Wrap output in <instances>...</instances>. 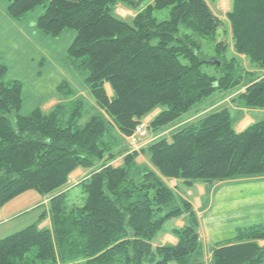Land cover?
<instances>
[{"label": "trees", "instance_id": "obj_1", "mask_svg": "<svg viewBox=\"0 0 264 264\" xmlns=\"http://www.w3.org/2000/svg\"><path fill=\"white\" fill-rule=\"evenodd\" d=\"M120 4L136 11L130 21L116 15ZM39 6L44 34L76 31L68 54L88 69L95 105L75 100L22 116V84H6L0 64V206L31 190L54 195L35 224L0 240V264H205L192 205L164 179L192 187L264 176V120L237 132L222 108L141 150L128 138L156 110L148 130L157 137L241 86L243 106L264 109V77L241 66L244 57L264 70V0H232L230 44L219 40L222 22L206 0H9L7 12L19 20ZM79 168L90 175L60 193ZM183 216L171 230L177 244L154 246ZM263 240L264 224L240 228L212 250L211 264H262Z\"/></svg>", "mask_w": 264, "mask_h": 264}, {"label": "rangeland", "instance_id": "obj_2", "mask_svg": "<svg viewBox=\"0 0 264 264\" xmlns=\"http://www.w3.org/2000/svg\"><path fill=\"white\" fill-rule=\"evenodd\" d=\"M8 3V0H0V64L8 69L4 79L6 84L13 82L22 84L23 106L20 114L29 116L36 108L48 111L56 101L73 103L75 100H81L86 103L88 109H93L95 103L87 81L89 71L80 60L72 59L68 54V50L75 40L76 31L65 29L59 36L44 34L37 26L38 19L44 13L42 6L27 13L20 22L15 20V23L12 24L17 26L13 27L8 18L9 22L6 21L5 11L3 12V8ZM206 4L222 22V30H219L218 35L219 40L230 44L231 29L227 14L232 9V0H215L213 2L206 0ZM115 13L126 21H130L136 15V11L122 4L116 7ZM156 16L159 20H165L168 12L164 11ZM241 66L246 71L254 70L244 59ZM251 79L252 76L249 75L248 79L243 78L242 81L248 83ZM106 88L111 96L110 88L108 86ZM223 97L224 95L218 93L208 97L172 125H177L197 113L208 105L209 101L215 98L221 101ZM220 108H216L208 114ZM204 116L206 115H202L201 118ZM10 118L13 119V116ZM151 135L152 132L147 130L146 134L139 139L137 148L149 140ZM213 185L214 183L209 184L210 188L208 187L209 190L213 189L212 194L208 196L209 201L206 207L208 206L210 212L205 215V223L219 224L226 231H231L233 230L231 228L237 226L245 228V226L258 224L251 215L250 209H245V202L237 201V199L245 197V194L257 192L260 185L253 188H245V184L230 182L221 186L213 187ZM45 197V195L31 190L14 198L4 206H0L6 211L4 215L0 214V240L35 224L48 207L49 201L43 202ZM168 225L171 224L167 223L165 228Z\"/></svg>", "mask_w": 264, "mask_h": 264}, {"label": "crops", "instance_id": "obj_3", "mask_svg": "<svg viewBox=\"0 0 264 264\" xmlns=\"http://www.w3.org/2000/svg\"><path fill=\"white\" fill-rule=\"evenodd\" d=\"M7 8H8V5L5 6V8H3V12L5 11L6 17L4 16V14L3 16L5 17L7 22H9L8 20H10L11 25L15 27L17 25L12 24L13 22L15 23V20L8 17L9 15L7 12ZM23 18L19 19L18 22H20ZM241 58L244 59V57H241ZM249 72L257 73L256 75L258 76L260 75L264 77V70L258 71L254 69L253 71L250 70ZM235 90L232 92H229L228 94L218 93L219 95L221 94L222 96L224 95L221 101H219L218 98H215L212 101H209L208 105H206L203 109H200L197 113L187 117L179 124L177 125L171 124L170 126L166 127L161 133V135L156 137L155 134L152 133L151 137H149L150 139L145 141L144 144L141 145L138 150L146 148L151 142L155 141L157 138L169 137L176 130H179L180 128L184 126L199 120L202 117V115H208V112L216 108H220V107H221L220 109L228 108L230 111L231 110L233 111V112L231 111V114L233 113V116H232V119L234 122L233 124L237 132H242L246 128H248L250 125L254 124L255 122L264 120V109H247L243 106L242 101L238 100L237 98L238 95L240 93H244L245 87L241 86L238 88V90L237 89ZM111 95H112V92H111ZM59 103L60 101H56L55 105L53 104V107L52 106L49 107L48 111L52 110ZM44 111H47V110H44ZM160 112H161L160 110H156L152 114L145 117L144 121L151 123L152 120ZM137 162L143 166H150L148 158L143 155H140L138 157ZM121 163H122V159H118L117 161L114 162V165L119 166L121 165ZM90 173L91 171L87 169H82V168L77 169L70 176L69 183L59 192L62 193V192L68 191L71 188L75 187L82 180L86 179L90 175ZM164 181L170 188H172L178 194V196L181 199L189 202L192 205L193 211L195 212L199 220V224H200L199 235H200V239L203 244L204 251H205L204 252L205 253L204 262L205 264H211L212 250L220 243L233 239L237 234L236 230L242 227L237 226L235 228H231L233 229L231 231H226L225 229H222L220 227L221 225L219 224L213 223L210 225L209 222L205 223V215L210 212L208 206L206 207L209 201L208 196L212 194V189H213V188L211 190L208 189V187L210 188L209 183L199 182V183L194 184L192 187H186L181 181L170 180V179H164ZM228 182L245 184V188H249V187L253 188V187H256L257 185H260V187L257 188V192L245 194V197H241L240 199H237V201L245 202V209L246 208L250 209L251 215L254 217V219H256L255 220L257 221L256 223H258L256 225L264 224V176L218 182V183H214L213 187L221 186L222 184H226ZM53 196L54 195H47L43 202L50 201V199ZM4 212H6L5 209L3 207H0V214L4 215ZM185 220H186V216H183L179 219L170 221L169 224L171 225H168L166 228H164L163 232L156 238L153 245L154 246L176 245L178 241L172 235L171 230L173 228L183 227L185 225ZM49 226H50L49 218H46L40 225L41 228H44V227L46 228ZM245 227H250V226H245ZM257 244L260 247H263L264 240L257 242Z\"/></svg>", "mask_w": 264, "mask_h": 264}, {"label": "built area", "instance_id": "obj_4", "mask_svg": "<svg viewBox=\"0 0 264 264\" xmlns=\"http://www.w3.org/2000/svg\"><path fill=\"white\" fill-rule=\"evenodd\" d=\"M149 123L146 121H141L139 125L136 127L134 134L128 138V141L130 142L133 149L137 150L140 148H137V145L139 144V139L142 138L146 131L148 130ZM149 131V130H148Z\"/></svg>", "mask_w": 264, "mask_h": 264}, {"label": "water", "instance_id": "obj_5", "mask_svg": "<svg viewBox=\"0 0 264 264\" xmlns=\"http://www.w3.org/2000/svg\"><path fill=\"white\" fill-rule=\"evenodd\" d=\"M216 64L218 65V67L220 66V63L219 62H216Z\"/></svg>", "mask_w": 264, "mask_h": 264}]
</instances>
